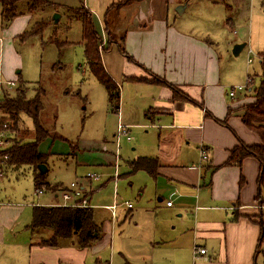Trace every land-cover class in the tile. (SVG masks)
Returning a JSON list of instances; mask_svg holds the SVG:
<instances>
[{"label": "crops", "instance_id": "1", "mask_svg": "<svg viewBox=\"0 0 264 264\" xmlns=\"http://www.w3.org/2000/svg\"><path fill=\"white\" fill-rule=\"evenodd\" d=\"M49 1L61 6L51 12L60 13L57 22L63 15L66 18L67 8H77L82 3L89 9L103 45L100 50L103 68L119 88L118 109L114 112L117 124L126 126L128 132L137 133L143 128L144 135L153 129L155 142L153 147L149 145V152L139 133L132 150L142 147L145 152L139 151L141 156L149 154L144 156L157 158V174L153 177L156 200L163 204L166 197H176L172 198L171 206L153 207V248L170 245L168 252L172 253L184 248L189 256L191 252L192 264H264L263 232L257 219L260 207L255 200L259 163L254 157H245L240 166L225 165L230 150L240 142L259 143V136L240 117L242 106L252 102V94L249 89L244 99L236 98V93L230 96L221 84L219 60L207 46L210 40L193 35L176 23L184 12L179 5L184 4L186 8L188 0H141L114 9L107 15L108 30L104 26L105 11L121 0ZM28 15L12 19L11 26L20 28L16 37L28 25ZM57 22L52 19L51 23ZM5 40L0 38V80L16 82L15 69L22 62L12 47L15 35L10 36V41ZM116 42H120L122 49ZM153 79L165 83H156ZM174 86L179 94L194 102L175 97ZM125 95L129 103L124 105ZM227 97L235 101L229 102ZM228 110L231 113L227 116ZM218 120H225L226 124ZM122 139L132 141V138ZM38 150L45 154L40 144ZM201 150L205 152V159L200 157ZM137 156L140 155L137 153L133 158ZM113 160H109V165L114 169ZM118 178L119 175L116 180L111 176L115 183ZM78 185L89 202L91 193L82 184ZM61 190H49L52 202L44 205H63ZM123 205L117 206L114 216L105 208L110 205L102 206L106 217L99 211L101 207L90 205L101 235L84 249L77 248L71 240H59L53 247L39 245L51 236L50 231H31L27 225L28 234L20 236L4 228L3 223H13V219L3 214L0 264H121L122 257L125 264L128 261L118 251L120 248L114 249L113 222L120 225L135 215L131 211L133 207L124 205L125 210ZM0 206L1 215L6 207L1 202ZM174 217L179 221L174 222ZM165 221L177 225L172 227V234L163 233ZM178 239L181 240L177 242ZM195 246L204 248L205 254L194 256Z\"/></svg>", "mask_w": 264, "mask_h": 264}, {"label": "rangeland", "instance_id": "2", "mask_svg": "<svg viewBox=\"0 0 264 264\" xmlns=\"http://www.w3.org/2000/svg\"><path fill=\"white\" fill-rule=\"evenodd\" d=\"M226 2L231 6L230 11L221 3L188 0L186 8L184 4L179 5L184 12L177 17L176 23L193 35L210 40L211 43L207 46L219 60L223 88L226 92L233 89L236 98L244 99L248 90L256 87L264 75L259 55L264 50V0ZM19 9H25V5L21 4ZM53 14L44 9L33 11L32 15H28V25L19 33L29 30L47 16L52 18ZM228 17L231 19L229 24L226 22ZM172 20L173 18L170 22ZM19 29L11 26V22L3 26L0 19V38L10 41V36L15 35V40H11L12 47L22 62L15 69V85L7 86L5 92L13 95L20 82L28 88L27 98L35 96L38 85L44 91L42 123L51 135L40 143V149L46 154L45 181L63 187H69L71 182L82 184L87 188V193H91L89 205L101 207L98 209L104 217L107 213L102 206L113 203L117 206L124 203L126 206V203H131V211L135 217L120 225L113 222L114 249L119 247L118 251L129 264H192V254L190 252L189 256L184 248H179L176 253L168 252L170 245L153 248V207H162L164 204L167 206V202H172V198L176 197H166L165 202L160 204L153 194V176L143 170L132 172L129 166L137 153L140 155L137 157L149 155L141 156L139 151L145 152L142 147L136 150L132 148H135L139 133L149 152V145L153 147L155 142L153 129H148L149 133L146 135L142 132L143 128H139L137 133L131 130L129 135L132 141H120L117 169L119 178L116 183L111 180L114 169L109 165V160L114 159L113 154L116 152L114 142L117 118L108 103L105 87L97 81L86 64L80 44V24L76 17L70 14L69 18L67 15L65 18L63 15L59 22L52 23L41 34L29 35L23 40L19 35L16 37ZM55 39L71 43L57 45L53 42ZM242 44L244 46L239 54L233 55L234 46ZM249 55L252 58L250 63ZM60 65L63 67L60 68ZM248 76L252 78L251 84ZM227 101L233 102L235 99L227 97ZM123 102L124 105L129 103L128 96L125 95ZM17 124L20 130L33 129L32 119L24 112L19 113ZM10 169L12 168L5 169L0 177V202L6 207L2 209L0 220L3 222V214L6 218L13 219V223H3L4 228L21 236L28 234L26 226L31 221L32 207L36 203L44 205L52 201L48 190L36 194L30 166L22 165L15 171ZM87 174H97L100 179L89 183L85 179ZM123 206L121 209H124ZM259 211L257 215L263 216L264 208ZM173 221L179 220L174 217ZM175 225L172 221H165L163 233L172 234ZM177 233L178 231L175 235ZM107 260L108 257L105 258ZM124 262L122 257L121 264Z\"/></svg>", "mask_w": 264, "mask_h": 264}, {"label": "trees", "instance_id": "3", "mask_svg": "<svg viewBox=\"0 0 264 264\" xmlns=\"http://www.w3.org/2000/svg\"><path fill=\"white\" fill-rule=\"evenodd\" d=\"M141 0H121L111 4L104 14V26L108 30L107 15L112 10H118L123 6H127ZM212 3H221L225 5L226 10L230 11L231 6L226 0H209ZM25 5V9L20 10V5ZM1 13L0 19L3 26H6L18 15L29 14L35 10L44 9L50 13L61 9V6L50 2L49 0H0ZM64 10V9H63ZM67 18L70 14L74 15L80 24V44L83 47V54L86 64L93 76L106 89L108 94V103L113 112L117 111L119 103V88L115 82L105 72L101 62V52L99 43L100 35L94 28L92 17L89 9L85 8L81 3L77 8H67ZM70 13V14H69ZM227 18V23L230 22ZM52 18L42 19L35 23L29 30L20 34V39H24L29 35L41 34L52 23ZM122 40V38H121ZM110 41V40H109ZM57 45L70 44L71 42H59L53 40ZM117 43V42H116ZM120 49V42L117 43ZM124 53V51L122 50ZM260 64L264 71V50L260 52ZM251 84L252 78L247 77ZM135 79V78H131ZM137 79V78H136ZM156 83H165L163 80L153 79ZM38 84V82H37ZM27 86L23 82L15 90L13 95L3 92L1 108L3 111L2 121L7 123V129L10 133L8 138L9 144L4 150L8 156V160L4 165L5 169H17L22 165L32 168V179L35 189L41 191H59L60 185H51L45 181V173H39L37 167L45 164L46 154L39 152V144L51 136L49 130L42 123V113L44 103L42 101L43 89L38 85L36 94L32 98H27ZM252 102L245 104L241 108V120L243 124L251 131L259 136V143L247 145L240 142L230 150V155L225 165L240 166L241 161L245 157H254L259 163V171L257 176L258 192L255 198L258 205L264 204V75L261 76L259 83L252 90ZM173 92L175 97H182L188 101L194 102L186 95L179 94L178 89L174 86ZM178 93V94H177ZM178 95V96H177ZM26 113L33 123V129L20 130L18 127L19 113ZM230 110L227 116L230 115ZM219 123L225 125V120H218ZM55 138L54 135H52ZM129 166L132 172L143 170L149 175L155 177L157 174L158 161L156 157H137L130 161ZM242 183V178L240 179ZM260 227L262 229V241L264 240V215L257 216ZM28 229L33 231L36 229L48 230L51 236L48 239L41 240L39 245L53 247L59 240H71L77 248H89L101 235V227L94 220V212L91 207H70L62 205H34L31 212V221ZM125 264H129L128 262Z\"/></svg>", "mask_w": 264, "mask_h": 264}, {"label": "built area", "instance_id": "4", "mask_svg": "<svg viewBox=\"0 0 264 264\" xmlns=\"http://www.w3.org/2000/svg\"><path fill=\"white\" fill-rule=\"evenodd\" d=\"M102 46L103 45L100 42L99 46H98L99 50H101ZM249 53H251L250 50H249ZM251 61H252V58L249 55L248 56V62L250 63ZM14 85H15L14 81L8 80V81L4 82V81L0 80V177H2L4 172H5L4 171V165L8 160V156L3 152L9 144L8 138L10 137V133L8 132V129H7V123L2 121V118L4 116L2 108H1L2 95H3V92L5 91V89L7 88V86H14ZM238 88L242 89L241 86H239ZM229 95L230 96L234 95L233 89L229 91ZM122 137H125L127 140L131 139V137L129 136V132H128L127 127L119 122L117 124L116 132H115L116 152H115L114 161H113V167H114L113 177H114V180H116V178L118 176V171H117V169H118V158H119L118 157V148H119V141ZM200 157H201V159H205L204 150H201ZM85 179L89 182L99 181L100 176L97 174H87L85 176ZM35 192L41 193L42 191L40 189H36ZM60 196H61L62 200L65 202L62 206L90 207L88 199L84 196L82 188L79 187V185L77 183L71 182L69 184V187L60 191ZM166 205L171 206L172 202L168 201ZM126 207L131 208V203H126ZM259 207L264 208L263 205L262 206L259 205ZM105 208H107L111 212L112 216H114L116 208H117V204L113 203L112 205L106 206ZM193 254H194V256L203 255V254H205V250H204V248H199L198 246H195L193 248Z\"/></svg>", "mask_w": 264, "mask_h": 264}, {"label": "water", "instance_id": "5", "mask_svg": "<svg viewBox=\"0 0 264 264\" xmlns=\"http://www.w3.org/2000/svg\"><path fill=\"white\" fill-rule=\"evenodd\" d=\"M58 18H59V14L54 13L52 16L53 21L57 22ZM243 46H244L243 44L242 45H235L233 50H232L233 55H237ZM37 169H38L39 173H41V174L46 172L45 164L38 165Z\"/></svg>", "mask_w": 264, "mask_h": 264}]
</instances>
